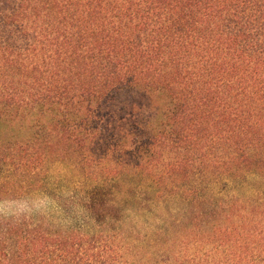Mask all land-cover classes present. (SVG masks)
<instances>
[{"label":"trees","instance_id":"obj_1","mask_svg":"<svg viewBox=\"0 0 264 264\" xmlns=\"http://www.w3.org/2000/svg\"><path fill=\"white\" fill-rule=\"evenodd\" d=\"M128 91L160 105L142 123L120 105L118 142L131 122L148 131L118 185L145 175L186 204L185 226H207L186 264H264V0H0V118L51 115L0 144V203L40 192L75 211L0 214V264H129L126 222L150 207L99 181L49 192L45 171L83 154Z\"/></svg>","mask_w":264,"mask_h":264},{"label":"rangeland","instance_id":"obj_2","mask_svg":"<svg viewBox=\"0 0 264 264\" xmlns=\"http://www.w3.org/2000/svg\"><path fill=\"white\" fill-rule=\"evenodd\" d=\"M131 101H134L135 106L140 110L136 117L141 123L145 119L152 120L154 113L159 110L160 102L156 103L158 105V109H156L149 98L141 92L128 91L123 93L119 99L117 97L109 108L107 121L103 123L105 129L99 136L95 134L93 139L85 145L83 154L73 159L61 160L48 165L45 170L48 175L46 189L49 192L72 193L95 186L99 181L102 188L116 195L117 202L118 187H120L125 196V201L121 202L124 209L133 206L134 202H131V196L135 192L134 194L139 195L142 200L140 206L150 207L151 212L131 214L126 222L125 227L135 229L132 237L135 240L127 255L129 264H173L172 257L177 254L180 256V253H182L180 263L177 264H186L185 257L192 253L205 251L206 248L202 247V242L205 241L202 235L207 232V226L197 224L194 230L185 226L186 204L176 195H166L164 198L158 194L153 197L155 187L149 177L145 175L132 177L127 181L128 183L125 182L122 186L118 185L120 171L118 165H121L122 161L132 163L133 166L137 165L138 144L145 139L148 131L144 126L141 127V131H136L139 129L134 122H131L124 126L125 136L123 135L122 140L118 142V132L122 131L121 125L118 124V116L128 117L120 109V105ZM50 120V113L43 115L34 112L3 116L0 118V144H8L9 141L14 143L31 140L37 126L48 124ZM157 170L158 174L164 171L162 164ZM90 174L92 175L90 176ZM66 206V203L58 204V201H52L38 192L35 195L21 197L19 201L0 203V214L20 212L30 214L33 212L39 215L42 213L54 220L67 223L68 220H72L75 211L71 210L72 214L64 215L59 211V207ZM69 207L77 209L75 205ZM80 219L78 217L76 220L80 221ZM152 240L153 242H150ZM136 253L138 256H134Z\"/></svg>","mask_w":264,"mask_h":264}]
</instances>
